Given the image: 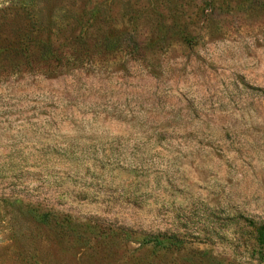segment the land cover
<instances>
[{"label":"rangeland","instance_id":"1","mask_svg":"<svg viewBox=\"0 0 264 264\" xmlns=\"http://www.w3.org/2000/svg\"><path fill=\"white\" fill-rule=\"evenodd\" d=\"M82 33L148 49L56 61ZM244 218L264 223V0H0V264H264Z\"/></svg>","mask_w":264,"mask_h":264},{"label":"trees","instance_id":"2","mask_svg":"<svg viewBox=\"0 0 264 264\" xmlns=\"http://www.w3.org/2000/svg\"><path fill=\"white\" fill-rule=\"evenodd\" d=\"M73 47L77 49V52L74 53V56L71 58H63L61 55L56 57V61L62 62L65 61L68 63V66L73 68H80L86 65L92 64H102L108 61V57L111 53L119 52L121 50L125 51L129 57H136L141 59L144 57L146 52L147 45L146 43L143 45L138 39H122L121 36L115 37L113 39H109L105 36H99L94 38H89L86 34L82 33L73 38ZM147 41L151 43L149 45L150 48L156 46L158 48L163 47L166 39L163 37H151L148 38ZM92 50V51H91ZM151 51V50H149ZM157 51H162L160 48ZM97 57V59H95ZM38 211V210H37ZM49 212H41L36 216V220L38 223L42 225H54L57 230V235L61 238L71 237L70 229H68L64 224V219L60 220L57 216L49 217ZM244 224L240 227L236 236H234V240L236 244L239 246H244L247 249L252 248L251 256L257 255V259L259 262L264 259V223L257 222L248 218L243 219ZM123 229L119 230L117 234H107L105 239L110 238L108 242H104L103 245L106 246L107 253H110V246L115 247L110 242L115 243L116 245L120 244V241H127L128 239V231L123 233ZM79 239V238H77ZM116 239V242H115ZM147 243H152L156 247H161L163 249H171L172 247H176V243H181V239H178L176 235H168L166 233H159L157 235H150L146 238ZM109 243V244H108ZM255 245L259 246L256 250Z\"/></svg>","mask_w":264,"mask_h":264}]
</instances>
